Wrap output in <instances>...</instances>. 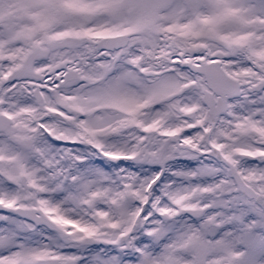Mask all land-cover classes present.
Returning a JSON list of instances; mask_svg holds the SVG:
<instances>
[{
  "label": "snow or ice",
  "instance_id": "obj_1",
  "mask_svg": "<svg viewBox=\"0 0 264 264\" xmlns=\"http://www.w3.org/2000/svg\"><path fill=\"white\" fill-rule=\"evenodd\" d=\"M0 264H264V0H0Z\"/></svg>",
  "mask_w": 264,
  "mask_h": 264
}]
</instances>
